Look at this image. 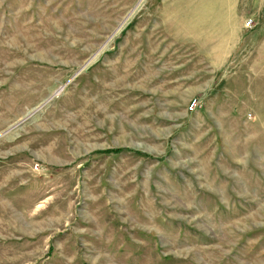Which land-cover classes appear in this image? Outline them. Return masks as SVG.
<instances>
[{
	"label": "rangeland",
	"instance_id": "obj_1",
	"mask_svg": "<svg viewBox=\"0 0 264 264\" xmlns=\"http://www.w3.org/2000/svg\"><path fill=\"white\" fill-rule=\"evenodd\" d=\"M0 264H264V0H0Z\"/></svg>",
	"mask_w": 264,
	"mask_h": 264
},
{
	"label": "trees",
	"instance_id": "obj_2",
	"mask_svg": "<svg viewBox=\"0 0 264 264\" xmlns=\"http://www.w3.org/2000/svg\"><path fill=\"white\" fill-rule=\"evenodd\" d=\"M120 150H121L120 148H111V149L102 150L101 152H104V153H108V152L116 153V152H119Z\"/></svg>",
	"mask_w": 264,
	"mask_h": 264
},
{
	"label": "built area",
	"instance_id": "obj_3",
	"mask_svg": "<svg viewBox=\"0 0 264 264\" xmlns=\"http://www.w3.org/2000/svg\"><path fill=\"white\" fill-rule=\"evenodd\" d=\"M247 25H250V22H248Z\"/></svg>",
	"mask_w": 264,
	"mask_h": 264
}]
</instances>
